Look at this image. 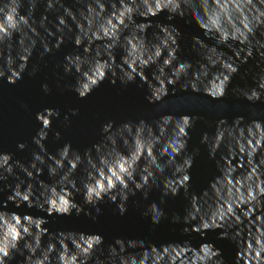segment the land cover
I'll return each mask as SVG.
<instances>
[{
    "label": "clouds",
    "instance_id": "clouds-1",
    "mask_svg": "<svg viewBox=\"0 0 264 264\" xmlns=\"http://www.w3.org/2000/svg\"><path fill=\"white\" fill-rule=\"evenodd\" d=\"M40 2L0 0V80L6 78L16 84L23 79L41 28L49 36L61 33L54 46L44 38L41 59L59 49L65 42V29L74 30L70 18L76 25L74 44L82 47L83 53L66 55L62 69L65 76L74 78L70 88L80 99L87 98L105 80L124 86L139 80L141 87L147 85V99L153 104L164 101L169 89L175 93V85L211 101H222L231 91L249 103H264V66L259 61L256 67L260 70L252 72L251 84H233L242 66L257 56L264 60V40L257 35L264 29V0H87L79 15L65 6L56 18L55 31L48 27L47 13L56 10L58 4L63 6V0H46L45 14L37 21ZM162 13L168 14V20L191 17L206 33V38L192 37L194 50L198 48L200 54L195 64L181 58L179 30L153 21ZM149 29L153 30L151 35ZM212 52L216 55H210ZM37 71L33 68L29 74L35 76ZM42 88L45 93L52 91L47 83ZM70 112L76 116L79 109ZM60 116L56 108L36 114L41 127L33 143L39 151L32 153L29 163L0 151V182L16 177L14 185H6L11 189L7 202L44 214H21L0 207V264H11L17 254L24 257L22 264H226L222 250L207 239L209 232L216 231L218 239H230L236 245L234 264H264V120L246 121L238 116L232 123L227 118L218 121L214 152H218L217 141L221 139L218 133L222 128L231 129L244 162L239 167L231 162L225 180L228 199L209 213L193 208L194 193L190 191V169L200 150L189 152V130L199 117L169 114L155 125L145 120L108 121L101 126V141L83 152L65 143L56 153H49L45 141L53 120ZM64 120L71 122L67 115ZM55 138L61 139V132L56 131ZM209 139L207 132L202 134V143ZM27 147L26 143L18 144L20 150ZM217 167L220 175L210 181V188L223 177L221 162ZM45 171L48 180L41 178ZM152 189L161 190L160 203L149 204L143 215L150 216L154 225L168 219L161 206L165 198L175 197L183 189L189 204L183 216L172 213L171 223L182 225L185 235H199L202 242L198 247L190 240L156 245L123 237L106 245L99 233L52 231L45 226L51 223L49 217L83 214L96 221L105 201L116 204L123 216L130 196ZM2 191L4 187H0ZM143 198L147 200V193ZM245 208L251 224L245 225L247 231L237 228L243 221L236 210ZM173 245H184L190 251L178 256Z\"/></svg>",
    "mask_w": 264,
    "mask_h": 264
},
{
    "label": "water",
    "instance_id": "water-1",
    "mask_svg": "<svg viewBox=\"0 0 264 264\" xmlns=\"http://www.w3.org/2000/svg\"><path fill=\"white\" fill-rule=\"evenodd\" d=\"M85 3H78L77 0H63V6L57 5V9L48 12V27L55 31V22L58 15L63 14V8L71 7L79 15L81 8H86ZM46 0H41L36 9V20L45 14ZM167 13L153 18L154 22L171 24L181 33V58H186L194 64L200 60L199 49L194 50L192 41L193 36L206 38L204 33L194 20L189 18L176 17L173 20L167 19ZM190 20V22H188ZM73 24V31L65 29V42L59 49H53V52L45 55L43 60L40 53L43 51V40L51 45H55L56 39L61 33L57 32L56 36H49L46 29L41 28V37H37L38 44L32 55L28 70L23 74V79L16 84H10L7 79L0 80V151L12 153L14 160H21L29 163L32 159V153L39 151L33 143V137L37 135L41 124L36 119V114L45 108H56L60 111L61 116L53 120L48 139L45 145L49 153H56L65 143H71L74 149L83 152L92 145L99 143L102 139L101 126L108 121H115L120 124L126 121L145 120L150 124L160 123L161 119L169 114L179 117L188 114L199 117L195 127L190 129L191 139L189 140V152L199 149L200 153L195 157L192 168L190 169L191 185L190 191L194 193L192 197L193 208L202 212H212L219 205L225 204L228 199V186L225 183L231 169V162L237 167L244 162L243 156L238 155L237 140L231 134V129H221L218 133L217 143L218 152H214L213 137L216 133L218 121L227 118L232 123L238 116L245 117L246 121L254 119L264 120V103L252 104L237 97L231 91L222 101H211L202 94L180 89L175 85L176 91L169 89V95L164 101L159 103H150L147 99V85L140 86V81L130 83L127 86L122 85L119 81L112 84L110 80H105L99 88L95 89L87 98L80 99L78 94L73 92L70 86L74 83L72 76H65L62 69L65 56L68 54L80 52L83 48H77L74 44L76 34V25ZM149 29V35L152 33ZM261 40H264V29L257 33ZM17 40L19 37L16 38ZM87 43V41H86ZM212 43V41H208ZM95 48V45H93ZM210 55L215 56L212 52ZM243 55V54H242ZM120 54H117L119 60ZM257 61L264 66V60L257 56L254 60L249 61L247 65L242 66L240 74L233 81V84L245 86L251 84V74L260 69L256 67ZM33 68H38L35 76L29 73ZM151 69H149V75ZM49 84L52 88L50 93L43 91L42 85ZM78 108L79 114L72 116L70 109ZM65 115L70 117V123L64 120ZM61 132V139L55 138V132ZM207 132L210 139L207 144L201 142L202 134ZM19 143H26L28 147L24 150L18 148ZM213 154L215 158H213ZM169 152L168 156L172 157ZM264 155V153H262ZM221 162V172L223 177L220 182L210 188V181L217 175H220V169L217 164ZM246 168V164H245ZM166 173V175H169ZM19 172V169H17ZM42 179L48 180L47 171ZM16 182V177H9L8 181L0 182V187L4 191L0 192V207L7 208L9 211L20 212L21 214L30 213L33 215H44L36 209H29L27 206L17 208L14 203L7 202V197L11 194V189L6 185ZM208 190L204 192L205 190ZM147 193V200L143 197ZM162 192L160 189L144 190L137 192L135 196H130L127 206L128 211L121 216L116 210V204L105 201L100 205L102 209L96 221L91 220L85 215L79 217H49L50 224L45 225L52 231L58 229L76 230L89 233H99L105 238L106 245L114 242L118 237L125 239H143L156 245L166 243H181L190 240L194 246H199L201 237L197 234L190 236L182 233V225L171 223L172 213H179L183 216L185 208L189 201L185 197L183 189L173 197H166V203L161 205L168 214V219L162 220L159 225H154L150 216L143 215L145 209L152 202L160 203ZM79 201L81 197L78 195ZM95 214V211L93 210ZM236 215L241 217L243 223L237 226L238 230L247 231L251 224L247 220V209H237ZM234 219V217H233ZM253 219L255 217L253 216ZM247 225V227H245ZM219 231L209 232L207 239L215 243L217 248L222 250L223 258L226 264H234L237 248L230 239H218ZM47 239V238H46ZM173 251L178 256H183L190 249L184 245H173ZM24 257L17 254L16 259L11 264H22Z\"/></svg>",
    "mask_w": 264,
    "mask_h": 264
}]
</instances>
